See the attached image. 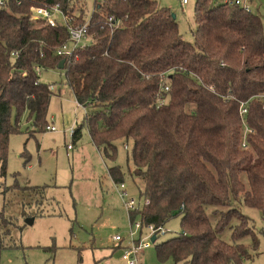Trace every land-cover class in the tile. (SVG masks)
I'll use <instances>...</instances> for the list:
<instances>
[{
    "label": "trees",
    "instance_id": "trees-1",
    "mask_svg": "<svg viewBox=\"0 0 264 264\" xmlns=\"http://www.w3.org/2000/svg\"><path fill=\"white\" fill-rule=\"evenodd\" d=\"M37 7H58L57 24L35 18ZM173 15L156 0H93L91 9L85 0H10L0 7V255L8 247V195L21 197L23 218L46 200L47 186L7 185L9 142L22 133L26 113L33 131L51 127L53 85L40 76L58 69L86 111L74 141L86 126L111 160L118 141L132 142L131 176L148 201L132 221L138 214L143 226L164 228L181 219L179 236L157 246L160 261L253 258L241 241L258 239L242 210L264 214V101L255 98L264 94L263 20L235 3L198 0L188 42ZM82 25L86 46L58 55L72 47L69 28ZM241 102H248L246 115ZM109 175L124 182L118 166ZM227 230L231 243L223 238Z\"/></svg>",
    "mask_w": 264,
    "mask_h": 264
},
{
    "label": "rangeland",
    "instance_id": "rangeland-1",
    "mask_svg": "<svg viewBox=\"0 0 264 264\" xmlns=\"http://www.w3.org/2000/svg\"><path fill=\"white\" fill-rule=\"evenodd\" d=\"M85 1L91 9L93 0ZM156 1L171 9L180 34L192 42L198 0H187V5L183 0ZM252 10L259 13L264 24V0H255ZM40 81L54 86L46 119L55 130L33 131L34 117L29 113L22 115V133L10 137L6 183L47 186L46 200L39 208L31 209L36 213L32 218H23L21 197L8 195L5 213L11 224L5 241L8 247L1 252L0 261L1 264H96V258L104 251L120 248L113 237L124 238L123 245L129 241L132 212L125 209L109 175L112 167H119L130 197L140 203L137 210L145 205V199L140 196L143 185L131 176L132 142H117L115 160L94 147L86 126L82 127V137L75 142L71 130L82 125L86 111L77 106L65 71L41 70ZM69 145L73 150L68 149ZM1 202L0 195V206ZM242 211L250 218L249 226L258 239L256 245L252 237L241 241L253 256L243 264H264V214L251 208ZM134 222L141 224L138 214H134ZM165 231L152 243L149 228L141 225L135 239L147 247L140 252L138 264H174L172 259L164 262L158 259L157 246L179 236L181 219L170 221ZM231 236L227 230L223 238L231 243Z\"/></svg>",
    "mask_w": 264,
    "mask_h": 264
},
{
    "label": "built area",
    "instance_id": "built-area-1",
    "mask_svg": "<svg viewBox=\"0 0 264 264\" xmlns=\"http://www.w3.org/2000/svg\"><path fill=\"white\" fill-rule=\"evenodd\" d=\"M10 0H0V7H5L8 5ZM230 3H235L242 7L246 12H252V3L253 0H227ZM187 0H183V4H187ZM33 16L37 19H42L45 21H48V23L52 26H55L57 24L56 19H58L57 15H61L58 7L54 8H46V7H37L33 8L32 10ZM62 17V16H61ZM65 22L67 21L66 18H62ZM70 38L72 42L71 49L68 46H63L58 50V55H71L73 50L77 46L85 47L87 44V26L82 25L80 27L72 26L69 28ZM51 90L54 91V86L51 87ZM168 90V89H166ZM255 98L263 100L264 101V94L258 95ZM247 103L248 102H241L240 103V114L246 115L248 109H247ZM48 130L54 131V127H48ZM71 134H73V130H71ZM245 147V144L243 145ZM68 149L71 150L72 146L69 145ZM116 189L118 191V194L120 196L121 201L123 202L125 209L129 212H134L139 208L140 203L133 197H130L128 193V189L126 187V184L124 182L121 183H115ZM148 204V201H145V205ZM140 223H133L132 227H130L129 231V244L124 248L122 259L127 264H138V257L139 253L147 247L146 244H144L141 240H136L135 235L138 231V229H141ZM150 230V237L152 238L155 236L157 238V235L165 234L164 228H155L152 225L147 226ZM113 241L119 243V245L122 243L123 238L119 235L113 237Z\"/></svg>",
    "mask_w": 264,
    "mask_h": 264
},
{
    "label": "crops",
    "instance_id": "crops-1",
    "mask_svg": "<svg viewBox=\"0 0 264 264\" xmlns=\"http://www.w3.org/2000/svg\"><path fill=\"white\" fill-rule=\"evenodd\" d=\"M255 0H253V3H254ZM253 3H252V6H253ZM187 4H189V2H187ZM186 4V5H187ZM77 106L79 107H82L81 105L78 104V102L75 100ZM83 108V107H82ZM84 109V108H83ZM85 110V109H84ZM82 137V136H81ZM76 142V141H75ZM92 143V141H91ZM93 144V143H92ZM95 147V146H94ZM96 148V147H95ZM73 150V149H72ZM98 150V149H97ZM113 180V179H112ZM114 182V181H113ZM135 212V211H134ZM132 214V213H131ZM134 223V220L132 221V216H131V227ZM131 228H129V231H130ZM129 231H128V235H129ZM123 241H124V238H123ZM120 244V248H114V249H111V250H106L103 252V254H101L100 256H98L96 258V264H127L123 259H122V254H123V250L124 248L129 244H124L123 245V242ZM151 241V239H150ZM129 242V241H128ZM145 249V248H144ZM143 249V250H144ZM142 250V251H143ZM141 251V252H142ZM140 254V253H139Z\"/></svg>",
    "mask_w": 264,
    "mask_h": 264
},
{
    "label": "water",
    "instance_id": "water-1",
    "mask_svg": "<svg viewBox=\"0 0 264 264\" xmlns=\"http://www.w3.org/2000/svg\"><path fill=\"white\" fill-rule=\"evenodd\" d=\"M173 17L175 18V15H173ZM63 64H64V62L62 61V62L60 63V67H59L60 69L63 68ZM28 223L31 224V223H32V220L30 219V220L28 221ZM156 239H157V238H156L155 236H153V237L151 238V242H152V243H155V242H156Z\"/></svg>",
    "mask_w": 264,
    "mask_h": 264
}]
</instances>
